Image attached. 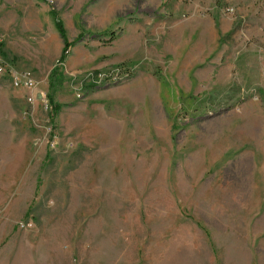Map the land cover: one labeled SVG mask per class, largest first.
<instances>
[{"label": "rangeland", "instance_id": "rangeland-1", "mask_svg": "<svg viewBox=\"0 0 264 264\" xmlns=\"http://www.w3.org/2000/svg\"><path fill=\"white\" fill-rule=\"evenodd\" d=\"M52 9L55 120L0 78V264H264V0H0L50 107Z\"/></svg>", "mask_w": 264, "mask_h": 264}, {"label": "trees", "instance_id": "trees-1", "mask_svg": "<svg viewBox=\"0 0 264 264\" xmlns=\"http://www.w3.org/2000/svg\"><path fill=\"white\" fill-rule=\"evenodd\" d=\"M170 1L175 2L178 0H170ZM51 15L55 21V28H56L60 38L63 41L62 54H61L59 60L57 61L55 67L51 71L50 76H49V94L47 95V97H48L50 104L52 105L51 121H53L58 116V114L60 113V110H61V107L59 105H56L54 102L55 93L58 92L59 89H61L63 84H64V77L62 75L61 67L66 63L67 58H68L69 53H70V50L75 45H77L78 43H80L83 40L84 35H80L74 41H69V39L67 37L66 30L64 28V24H63L62 20L58 17V14L53 12V10H52Z\"/></svg>", "mask_w": 264, "mask_h": 264}, {"label": "built area", "instance_id": "built-area-1", "mask_svg": "<svg viewBox=\"0 0 264 264\" xmlns=\"http://www.w3.org/2000/svg\"><path fill=\"white\" fill-rule=\"evenodd\" d=\"M128 74L129 72H127V76ZM6 75H13V77L16 78V90H26L30 92L28 97L29 103L33 104L40 100L43 108L46 111H52V107H50L49 103L45 101V95L39 91L38 83L29 72L13 71L8 68V66L2 60H0V78Z\"/></svg>", "mask_w": 264, "mask_h": 264}, {"label": "crops", "instance_id": "crops-1", "mask_svg": "<svg viewBox=\"0 0 264 264\" xmlns=\"http://www.w3.org/2000/svg\"><path fill=\"white\" fill-rule=\"evenodd\" d=\"M52 10H53V9H52ZM52 10H51V11H52ZM50 15H51V13H50ZM51 17H52V15H51ZM52 19H53V17H52ZM57 33H58V32H57ZM175 34H178V27H175ZM58 35H59V34H58ZM62 43H63V41H62ZM62 50H63V48H62ZM61 54H62V52H61ZM60 56H61V55H60ZM52 70H53V69H52ZM52 70H51V71H52ZM50 74H51V72H50ZM50 74H49V76H50ZM49 76H48V84H47V85H48V89H49ZM25 91H26V90H25ZM29 94H30V92L28 91V95H29ZM13 202H14V201H13ZM13 202H12V203H13ZM12 203H11V204H12ZM22 203H23V202H22ZM22 203H21V204H22Z\"/></svg>", "mask_w": 264, "mask_h": 264}, {"label": "bare ground", "instance_id": "bare-ground-1", "mask_svg": "<svg viewBox=\"0 0 264 264\" xmlns=\"http://www.w3.org/2000/svg\"><path fill=\"white\" fill-rule=\"evenodd\" d=\"M8 76H10V77H11L10 79H12V81H13V84H14V86L16 87V78H15V77H13V75H8Z\"/></svg>", "mask_w": 264, "mask_h": 264}]
</instances>
